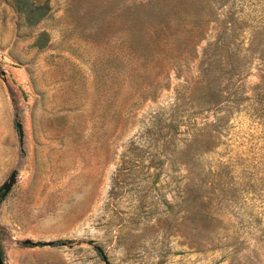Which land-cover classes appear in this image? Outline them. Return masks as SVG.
Masks as SVG:
<instances>
[{
  "label": "rangeland",
  "instance_id": "1",
  "mask_svg": "<svg viewBox=\"0 0 264 264\" xmlns=\"http://www.w3.org/2000/svg\"><path fill=\"white\" fill-rule=\"evenodd\" d=\"M146 1L0 0L4 264H264V0Z\"/></svg>",
  "mask_w": 264,
  "mask_h": 264
},
{
  "label": "trees",
  "instance_id": "2",
  "mask_svg": "<svg viewBox=\"0 0 264 264\" xmlns=\"http://www.w3.org/2000/svg\"><path fill=\"white\" fill-rule=\"evenodd\" d=\"M9 1L14 7L15 11L22 17L23 21L27 25H34L41 21L47 14L49 9L48 0H5ZM147 9H144L140 12L130 13V18L136 24L141 20V13H150L153 17L163 20L166 17H178L191 16V18H196L199 20L201 17L194 15V12H197L198 9L203 5V2L199 5H195L192 1L189 0H147L143 3ZM138 11V10H133ZM137 39V38H136ZM137 41V40H136ZM142 41L141 37L140 40ZM214 81V80H213ZM215 93V91L213 92ZM212 99L215 103H218L217 95H213ZM209 95H211L209 93Z\"/></svg>",
  "mask_w": 264,
  "mask_h": 264
},
{
  "label": "water",
  "instance_id": "3",
  "mask_svg": "<svg viewBox=\"0 0 264 264\" xmlns=\"http://www.w3.org/2000/svg\"><path fill=\"white\" fill-rule=\"evenodd\" d=\"M16 127L18 129V134H19V141L20 143L22 142L23 139V126L20 122H16ZM16 177H17V171L14 170L11 172V174L9 175L8 179L0 186V198L5 197L8 192L11 190V188L13 187L15 181H16ZM24 244H31L34 245L36 244V242H32L29 239H26L23 241ZM40 244H46V245H51L52 242H47V243H40ZM88 244H93V241L90 240L88 241ZM96 251H98V253L100 254V256L102 257L104 264H109L108 260L106 258V255L104 254V252L102 251V249L98 246H95ZM0 264H4V262L2 261L1 258V252H0Z\"/></svg>",
  "mask_w": 264,
  "mask_h": 264
}]
</instances>
